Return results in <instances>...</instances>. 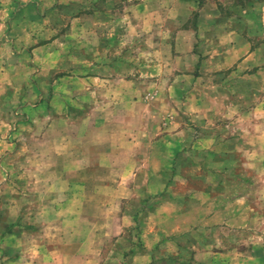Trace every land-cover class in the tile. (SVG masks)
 <instances>
[{"label":"crops","instance_id":"1","mask_svg":"<svg viewBox=\"0 0 264 264\" xmlns=\"http://www.w3.org/2000/svg\"><path fill=\"white\" fill-rule=\"evenodd\" d=\"M124 7L133 21L118 33L123 49L117 55L112 44L94 47V60L109 64L83 78L76 100L68 91L59 116L44 112L45 124L58 118L66 127L53 139L50 128L38 134L31 122L22 137L30 141L28 164L0 166V211L12 214L8 223L0 219V264H264V240L231 248L228 238L216 243L212 228L245 235L263 219L258 180L236 175V194L215 207L207 199L196 205L193 194L178 196L177 173L192 169L174 159L189 136L168 127L186 123L183 114L197 115L191 103L211 101L210 86H201L208 77L230 95L238 89L229 77L244 63L258 66L245 23H264V0H131ZM29 189L37 206H23ZM258 236L264 239V229Z\"/></svg>","mask_w":264,"mask_h":264},{"label":"rangeland","instance_id":"2","mask_svg":"<svg viewBox=\"0 0 264 264\" xmlns=\"http://www.w3.org/2000/svg\"><path fill=\"white\" fill-rule=\"evenodd\" d=\"M130 1L0 0V166L28 164L30 141L22 137L29 133L31 122L35 127L31 130L38 134H44L50 128L49 134L54 133L53 139L61 128L66 127L58 118L53 120L57 124H45L44 112L51 111L59 116L64 109L59 102L66 98L68 91L76 100L78 88L83 87V78L100 70L99 66L102 68L109 64L108 59L94 60V47L104 49L112 44L117 55V50L123 49L119 45V37L123 40L125 37L118 33H124V23L133 21V17L124 11L125 4ZM110 20L118 24L110 26ZM245 31L254 33L251 42H254L256 63L259 64L252 68L251 64L244 63L237 71L239 76L229 77L230 87H237L238 92L231 91L230 95L223 96L215 88L213 80L216 77H208L201 86L203 89L210 86L207 91L211 101L201 108L198 103H191L190 108L188 103L197 115L193 116L192 112L183 114L186 123L181 127L174 122L168 125L179 130L183 128L185 135L189 136V140L184 142L186 147L182 155L174 161L177 163L179 160L186 166L190 164L188 168L192 172L184 171L182 167L177 174H181L178 178L183 183H176L174 190L180 197L193 194L198 199L196 205L207 199L213 202L214 207L219 206L220 199L235 195L236 175L239 182L243 180L241 177L247 181L258 180L255 190H260L259 195L264 197V188L260 187L264 185V23H245ZM122 62L117 59L113 63L122 67ZM251 71L258 72L253 76ZM217 80L220 82L219 78ZM184 104L179 108L183 109ZM189 108L185 107L184 111ZM171 115L179 117L176 112ZM37 142L44 146L39 144V140ZM22 155H26L24 160ZM154 158L151 164L155 167L158 159ZM16 160L22 161L18 164ZM98 174L103 177L106 170ZM22 178L28 180L26 176ZM139 178L145 179V175ZM225 182L230 185L227 191L222 189ZM246 187V192H253L254 187ZM29 191L24 195L27 199L23 206H28L29 201L37 206L38 203L29 198ZM262 197L258 200L264 203ZM2 211L0 219L5 223L11 221L12 214L8 210ZM186 218L187 221L192 220L190 216ZM262 218L252 222L245 235L233 229L229 231L222 224L213 225L216 243L228 238L231 248L240 244L246 248L261 244L264 239L258 236V232L264 229ZM245 260L252 261L246 257Z\"/></svg>","mask_w":264,"mask_h":264}]
</instances>
